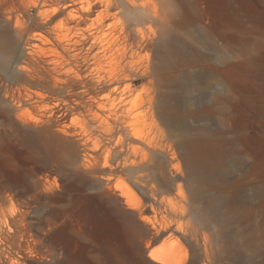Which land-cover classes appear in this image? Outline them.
I'll list each match as a JSON object with an SVG mask.
<instances>
[{"label": "rangeland", "instance_id": "obj_1", "mask_svg": "<svg viewBox=\"0 0 264 264\" xmlns=\"http://www.w3.org/2000/svg\"><path fill=\"white\" fill-rule=\"evenodd\" d=\"M51 1L0 0V36L15 46L0 70V264H165L155 247L192 264L199 188L237 198L230 220L213 225V264H232L228 250L240 246L221 230L238 237L244 225L245 264H264V0H68L58 13ZM143 5L146 46L133 64L53 69L61 48L49 39L76 38V19L118 36L147 15ZM148 67L154 78H142ZM190 139L213 157L224 143L227 187L188 178L172 147Z\"/></svg>", "mask_w": 264, "mask_h": 264}, {"label": "bare ground", "instance_id": "obj_2", "mask_svg": "<svg viewBox=\"0 0 264 264\" xmlns=\"http://www.w3.org/2000/svg\"><path fill=\"white\" fill-rule=\"evenodd\" d=\"M67 1L68 0H52L51 4H49V7H55L53 8V12L58 13L60 7L65 5ZM138 8L134 4L129 7L131 12ZM44 11V7L41 6L39 12L42 14ZM141 11L147 15H143L141 19L135 17V26L132 25L133 27H129L130 30H124V32L122 31V33L118 36L113 34L114 32L112 33L105 30L103 27H97L96 31H85L83 30L85 28H82L83 21L76 19V25L68 28L75 30L77 29L78 34L76 38L68 39L67 37V39H65L66 36L63 38L62 34L59 33L61 34V37L57 34L56 41L49 39L51 44L53 43L55 46L59 47L58 49L61 48L62 50H60L61 53L59 57L50 59V62L53 64V69L56 71L58 68L64 67L65 65H71L75 62L78 63L79 59H83L84 61L91 60L99 72L106 71L105 69L107 68V65L113 64L117 57L119 60H122V63H120H124L123 65L127 66L133 64L134 58H136L140 54L141 50L146 46L143 28L145 20L148 18V9L143 5ZM65 25L66 24L63 20L57 23V27H64ZM33 45L41 48L40 45L35 42ZM87 45H89V47ZM14 49V43L11 41L9 35L7 32H3L0 36V70H8V61L4 55V51ZM117 51L120 52V55L116 54ZM118 59L116 60L118 61ZM47 61L49 62V59ZM236 67V65H232L229 68L235 69ZM45 72L48 73L49 71ZM142 73V78H154L157 75V70L148 67ZM42 74L44 82L49 84V80L47 79L46 81L47 75L45 73ZM131 77H133L132 74H126L124 79L117 77L115 78V85L120 86L121 81H127ZM111 78L114 79L113 76ZM130 80L128 82H124L125 95L133 91V82ZM18 93L21 96L28 97L29 99H35L38 91L32 88H25L19 90ZM154 108L155 105L152 104L149 107V112H154ZM118 113L124 114V116L127 118L132 117L134 114L132 110L128 109L125 104H121L119 106ZM166 145L167 147L173 146L170 143H167ZM175 146L177 148L172 147L175 151L182 148L185 154V168L188 178L195 180L198 183H207L213 188L219 187L217 189H222V186L227 187L230 184L234 173L229 167L227 161L228 154L225 153L226 149H223L225 146L224 143H216L214 145L215 151L218 152V150H221V154L215 157L211 156V152L207 149L208 144L206 141L190 139L182 143V145L176 144ZM220 196L221 195L219 194L207 195L206 192L201 188L198 189V193H196L194 196V201H196L199 206L194 211L198 227L195 229V233L193 234L196 243L195 249L197 259L193 261L192 264H213L216 259L219 258V238L217 236L218 229L216 230V235V233L212 230L214 229L213 225H224L230 220V211H232L236 206L231 203L230 199L234 197L237 200L235 196H232L222 198L221 201ZM243 200L245 202V199H239V202L242 203ZM239 210L243 211L242 206H240ZM221 232L225 234L227 239L235 240L236 243H240V246H236V248H233L231 251L230 249L228 250L232 264H245V225L241 230L237 231L238 237H233L234 235L226 234L224 229H222ZM157 249L155 247L150 250V254L154 259L165 264H175L171 261L170 257L172 254L169 252V250L162 252L160 249Z\"/></svg>", "mask_w": 264, "mask_h": 264}]
</instances>
